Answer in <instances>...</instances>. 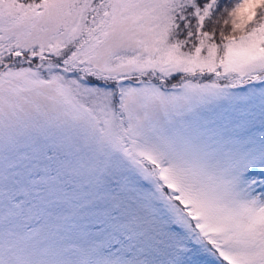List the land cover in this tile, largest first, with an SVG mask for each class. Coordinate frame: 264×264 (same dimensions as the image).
<instances>
[{
	"label": "snow or ice",
	"instance_id": "obj_1",
	"mask_svg": "<svg viewBox=\"0 0 264 264\" xmlns=\"http://www.w3.org/2000/svg\"><path fill=\"white\" fill-rule=\"evenodd\" d=\"M0 264H264V0H0Z\"/></svg>",
	"mask_w": 264,
	"mask_h": 264
}]
</instances>
